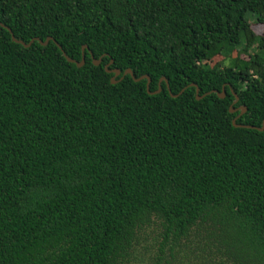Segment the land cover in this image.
<instances>
[{
  "label": "trees",
  "instance_id": "1",
  "mask_svg": "<svg viewBox=\"0 0 264 264\" xmlns=\"http://www.w3.org/2000/svg\"><path fill=\"white\" fill-rule=\"evenodd\" d=\"M252 21L264 0H0L54 39L0 25V264H264Z\"/></svg>",
  "mask_w": 264,
  "mask_h": 264
},
{
  "label": "water",
  "instance_id": "2",
  "mask_svg": "<svg viewBox=\"0 0 264 264\" xmlns=\"http://www.w3.org/2000/svg\"><path fill=\"white\" fill-rule=\"evenodd\" d=\"M0 25L3 26V27H5V28H7V29L9 30V32H10L11 35H12V39H13V41H15L16 43H20V44L24 45L25 47H30L35 41H38L41 45L46 46V45L49 44V42H50L51 40H54L52 37H48L45 41L42 40V39H40V38H34V39H32L30 42L27 43V42H25V41H23V40L18 39V38L14 35L12 29H11L10 27H8L7 25H5V24L2 23V22H0ZM55 42L57 43V45H58L60 48H62L61 45H60L57 41H55ZM86 48H87V45H84L83 48H82V50H83V57H82V60H81V61H77V60L72 59L70 56L67 55V53H66L65 51H63V53H64V55H65V57L67 58L68 61H70V62H74V63L77 64V66L82 67V66L85 64V59H86L85 50H86ZM91 57H92V59H93V63H94L95 65L99 66V65L101 64V62H102V58H100V59H96V58L94 57V55H93L92 52H91ZM111 64H113V61H111L109 64H107V65L105 66V70H106L107 72H109V73H114V76L111 78V82H112L113 84H116V83H118V82L120 81V80H117L116 77H119V76H121V75L123 74V75L121 76V78H120V79L122 80L126 75H131V76L134 78L135 81H140V80H142V79H144V78H148L147 87H148V92H149V93L154 94V93H159V92H161V90H162L161 85H160V88H159L156 92H151V91H150V82H151V78H150L148 75H143V76H141V77H136L132 69H127V70H125L124 73H123L122 70H120V69H110L109 66H110ZM191 86H196V88H197V89H196L197 99H202L204 96H206V95L212 93V92H208V93H206V94H204V95H200V94H199V93H200V88L198 87V85L193 83V84H191ZM183 91H184V89H183L179 94H172V93H171V94H172L173 97L176 98V97H178L180 94H182ZM218 95H219L221 98H225V96H226V91L223 90V92H220V93L218 92ZM230 111H231L232 113H234V112L237 111V109H235V108L232 107V108L230 109ZM246 111H247V107L242 106V107H241V114H240L239 116H241V115H242L244 112H246ZM237 119H238V117L235 118V119L233 120V124H234V126H236V127L257 128V127H255V126L239 125V124L237 123ZM259 129H260V130H264V123H263V127H262V128H259Z\"/></svg>",
  "mask_w": 264,
  "mask_h": 264
},
{
  "label": "rangeland",
  "instance_id": "3",
  "mask_svg": "<svg viewBox=\"0 0 264 264\" xmlns=\"http://www.w3.org/2000/svg\"><path fill=\"white\" fill-rule=\"evenodd\" d=\"M251 20L254 21L255 18L252 17ZM253 21H252V23H254ZM253 29L257 32V34H264V26H262V25H260V24H256V23H254V24H253ZM223 59H224V56H222V55H217L216 57H214V58L211 60V64H212V65L218 64V63H220Z\"/></svg>",
  "mask_w": 264,
  "mask_h": 264
}]
</instances>
